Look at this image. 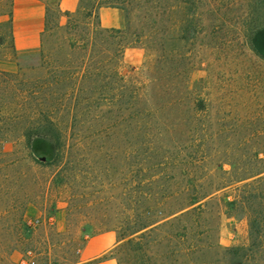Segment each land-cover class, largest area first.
Here are the masks:
<instances>
[{"label":"rangeland","instance_id":"374dc122","mask_svg":"<svg viewBox=\"0 0 264 264\" xmlns=\"http://www.w3.org/2000/svg\"><path fill=\"white\" fill-rule=\"evenodd\" d=\"M84 1L90 7L97 0ZM132 1L143 8L127 15L103 7L98 15L102 27L125 31L126 48L118 71L143 87V106L153 110L147 130L154 145L164 153L197 138L194 144H200L198 151L206 157L199 177L208 181L224 177L228 182L205 200L198 249L191 250L193 234L186 242L150 244L137 258L128 249L129 238L148 231L123 237L136 215L153 203V193L151 200H145L150 191L141 183L154 175V160H144L142 149L134 144L141 131L126 134L119 127L103 129L102 120L93 123L95 117L116 114L118 104L112 107L114 113L105 104L57 109L58 117L89 122L74 129L70 160L62 170L32 159L44 161L41 154L47 146L26 145L22 134L31 117H40L39 100L23 105L22 95L57 71L55 65L49 71L41 66L40 52L44 48L52 60L66 56L69 18L54 15L44 39L42 31L28 44H17L10 17L13 0H0V264H80L85 241L103 232L115 235L109 254L117 264L119 258L123 264H264V237L252 246L245 209L239 203L228 204L238 202L244 183L257 178L238 182L233 180V169L252 164L254 152L264 157V36L254 41L255 51L247 38L256 21L264 23V0L261 4V0ZM57 2L45 0L52 9ZM258 4L262 11L257 15L253 10ZM148 7L159 12L149 16ZM165 8L168 15L161 13ZM77 10L71 13L78 15ZM185 12L196 13L189 16L191 23H184ZM77 19L86 21L81 15ZM78 88H74L78 97H92L77 93ZM111 91L107 94L119 103L123 97L118 86ZM197 100L206 110L195 113ZM17 113L20 119L12 121ZM262 185L248 189L257 195L256 187ZM251 203L256 204L254 198ZM167 232L165 227L161 235ZM236 249H249V259L233 258Z\"/></svg>","mask_w":264,"mask_h":264},{"label":"trees","instance_id":"16d2710c","mask_svg":"<svg viewBox=\"0 0 264 264\" xmlns=\"http://www.w3.org/2000/svg\"><path fill=\"white\" fill-rule=\"evenodd\" d=\"M259 3L261 4L262 0ZM260 4L254 8V14L258 15L262 11ZM103 7L121 9L127 15L133 9L143 8L139 4L134 5L132 0H97L90 7L84 0H80L76 14L81 15L86 21H79L78 15L62 11L59 1L53 9L46 7L43 39L50 29V17L55 15L60 19L63 15H67L69 18L65 27L66 33L69 35L66 56L52 60L49 57L50 53L47 54L44 48L41 49V66L49 71L55 65L57 71L52 77L40 79L38 84L32 85V89L26 91L27 95H22L21 104L23 105L31 103V99L39 100L37 111L40 115L38 118L31 117L29 119V125L22 135L28 148H31L36 142L45 143L47 150L41 154L44 161H39L33 156L32 159L44 167H53L58 170L70 160V140L74 136V129L89 121L76 116L58 117L55 115V111L57 109L74 110L82 105L87 108H99L105 104L110 106L109 112L114 113L112 107L118 104V112L113 114L114 116L109 115L108 118L98 116L93 118V123L96 124L102 120L100 123L104 125L100 124L99 126L103 129L119 127L126 134L130 133L132 129L141 131L138 133L141 139L134 144L139 145L142 149L141 156L145 157L144 160H154L151 164L154 175L141 183L150 191L147 192L145 200H151L150 195L153 193V203L136 215L133 225L126 230V233H123V237L131 236L144 229H148V231L129 238L126 242L128 249L132 252V256L137 258L139 253L149 249L150 244L159 245L164 240L170 244L173 240L186 242L187 236L193 234L190 236L194 238L190 243L193 247L191 250H197L203 235V231L200 230V221L204 212L205 200L214 191L226 186L228 182L224 177L219 181H208L204 177H199L198 173L206 157L200 155V149L198 151L200 144H194L198 140L197 138H191L187 146L177 147L174 151L166 150L164 153L160 152L161 147L157 148L154 145V139L147 130L151 126L147 118L153 110L145 109L143 106L141 100L143 87L138 86L137 82L133 83L134 81L125 79L118 71L120 57L126 48L125 31L102 27L98 11ZM145 10L149 16L154 10L159 12L156 7H148ZM168 12L169 9L166 8L161 11L167 15ZM12 15L11 11V20ZM185 16L188 19L184 23H191V19H189L191 14L185 12ZM195 16L196 13H192L191 17ZM258 35L264 36V23L256 21L247 35L253 51H255L254 41ZM56 85L60 86V91ZM77 85L79 86L78 91H80L77 93L92 94V97L87 99L78 97L76 92L74 93V88ZM116 85L123 97L119 103L114 102L113 96L107 94L108 91L112 93L111 90L115 89ZM50 86H54L52 90L49 89ZM55 88L56 90H54ZM205 108L206 105L203 104V101L197 100L194 111L198 113L206 110ZM20 117L17 113L12 117V121H16ZM105 122H107L106 125ZM186 149L187 153L184 154ZM259 154L260 151L254 152L252 164L233 169V180L238 182L253 177L257 178L251 183H244V195L238 202L236 200L228 202L231 206H236L239 203L245 209L249 219L252 246L260 243L264 237V175L260 176L264 173V157H260ZM260 183L263 185L256 187L257 195L256 191L248 189V187L254 184L260 185ZM251 198L255 200V207L251 203ZM165 227L168 228V232L166 235H161ZM240 250H234L232 257L247 261L250 257L249 249H242V252ZM250 252L251 255L254 253L252 249ZM119 264H123L121 258H119Z\"/></svg>","mask_w":264,"mask_h":264},{"label":"crops","instance_id":"0c3cea01","mask_svg":"<svg viewBox=\"0 0 264 264\" xmlns=\"http://www.w3.org/2000/svg\"><path fill=\"white\" fill-rule=\"evenodd\" d=\"M62 11L73 12L80 0H58ZM45 0H13V36L17 44H28L39 37L45 25ZM20 45V46H21ZM115 235L103 232L85 241L80 264H117L109 251L115 245Z\"/></svg>","mask_w":264,"mask_h":264}]
</instances>
